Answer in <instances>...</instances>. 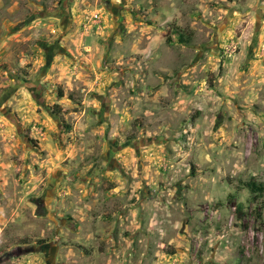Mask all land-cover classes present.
Here are the masks:
<instances>
[{
  "label": "rangeland",
  "instance_id": "374dc122",
  "mask_svg": "<svg viewBox=\"0 0 264 264\" xmlns=\"http://www.w3.org/2000/svg\"><path fill=\"white\" fill-rule=\"evenodd\" d=\"M251 181L264 0H0V264H264Z\"/></svg>",
  "mask_w": 264,
  "mask_h": 264
},
{
  "label": "trees",
  "instance_id": "16d2710c",
  "mask_svg": "<svg viewBox=\"0 0 264 264\" xmlns=\"http://www.w3.org/2000/svg\"><path fill=\"white\" fill-rule=\"evenodd\" d=\"M176 35L178 36L179 43L188 44V39H186L182 34L180 35L176 33ZM246 188L254 198L264 196V182L251 181L246 184Z\"/></svg>",
  "mask_w": 264,
  "mask_h": 264
},
{
  "label": "water",
  "instance_id": "95a60500",
  "mask_svg": "<svg viewBox=\"0 0 264 264\" xmlns=\"http://www.w3.org/2000/svg\"><path fill=\"white\" fill-rule=\"evenodd\" d=\"M13 88L12 89H10L8 92H7V94H5L4 96H3V98H2V101H5L10 95H11V93L13 92Z\"/></svg>",
  "mask_w": 264,
  "mask_h": 264
},
{
  "label": "flooded vegetation",
  "instance_id": "af4514ba",
  "mask_svg": "<svg viewBox=\"0 0 264 264\" xmlns=\"http://www.w3.org/2000/svg\"><path fill=\"white\" fill-rule=\"evenodd\" d=\"M25 83H27V82H26V81H23V80H21V81L19 82V85H23L22 87H25V86H24V84H25Z\"/></svg>",
  "mask_w": 264,
  "mask_h": 264
}]
</instances>
